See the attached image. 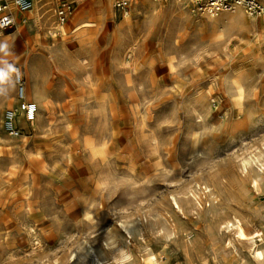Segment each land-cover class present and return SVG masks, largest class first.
Segmentation results:
<instances>
[{"label": "rangeland", "instance_id": "374dc122", "mask_svg": "<svg viewBox=\"0 0 264 264\" xmlns=\"http://www.w3.org/2000/svg\"><path fill=\"white\" fill-rule=\"evenodd\" d=\"M47 1L26 14L30 26L0 32V264H150V253L161 264H258L250 243L219 224L245 219L264 247V185L239 167L264 151V40L235 11L212 15L194 0L131 1L127 14L115 0H79L64 27L90 26L63 36L45 26L57 24ZM36 16L43 29L31 30ZM221 29L232 38L218 41ZM16 67L42 103L22 133L15 117L12 135L2 89L19 95ZM189 183L202 207L175 212L172 196Z\"/></svg>", "mask_w": 264, "mask_h": 264}, {"label": "bare ground", "instance_id": "6f19581e", "mask_svg": "<svg viewBox=\"0 0 264 264\" xmlns=\"http://www.w3.org/2000/svg\"><path fill=\"white\" fill-rule=\"evenodd\" d=\"M39 1V0H38ZM133 1V0H132ZM134 1H137V6L136 7H138L140 4H141V2L139 1V0H134ZM146 2H151V0H145ZM154 2H159L158 0H153ZM195 1V0H194ZM144 1H142V3H143ZM170 2V1H169ZM171 2L172 3H174V4H179V5H184L185 4V0H171ZM37 3V2H36ZM147 4V3H146ZM36 5V4H35ZM39 5H40V3H39ZM151 5V4H150ZM157 5V4H156ZM152 6H154L153 5V3H152V5H151V7ZM35 7V6H34ZM38 7V6H37ZM149 7V6H148ZM157 7V6H156ZM150 9V8H149ZM148 9V10H149ZM156 9V8H155ZM154 9V10H155ZM243 9L244 8H242V7H240V6H237V7H235V8H233L232 10H230V11H235V13L233 14V15H231V17H234V19H236L238 22H239V24H240V26H241V28L242 29H245V31L246 30H248V31H252L255 35H256V37H257V39L259 40V41H261V40H264V29H263V27H262V25H261V23L259 22V21H257V20H255V19H257V18H255L254 17V19H247L248 17L249 18H251V16H249L247 13H246V15H243ZM34 10H35V8H34ZM151 11H152V9H150ZM157 10H159V9H157ZM29 12V11H28ZM28 12H26V13H28ZM246 12V11H245ZM95 13H96V16L97 17H99V19H100V17H102L103 16V13H105L104 12V6H103V4H102V6L100 7V6H98V9H95ZM231 13V12H230ZM156 14H158L157 12H156ZM155 14V15H156ZM38 15V14H37ZM43 15V14H42ZM139 15V14H138ZM212 15H215V14H212ZM49 16V15H48ZM245 16H248L247 18L245 17ZM42 17V16H41ZM51 17V16H50ZM50 17H49V19H50ZM211 17V16H210ZM213 17V16H212ZM47 18V17H46ZM103 18V17H102ZM127 18H129V17H127ZM229 18V17H228ZM48 18H47V21L49 20ZM75 19V18H74ZM231 19V18H230ZM77 20H78V22H77ZM124 20H127V19H125L124 18ZM129 20V19H128ZM212 20H213V18H212ZM229 20V19H228ZM251 20H253V21H251ZM214 21V20H213ZM26 22H27V24H26V26L27 25H29L30 26V23H31V20H30V18H29V16H27L26 17ZM77 22V23H76ZM76 24L74 25V26H72V32L71 33H76L78 30H80V29H83V28H86V27H88V26H90V24L88 23V21H80L79 19H76ZM33 23H34V25L32 26L34 29H31V30H37V28L38 29H43L42 27L40 28V24H42V21H41V19L39 18V16H36V18L34 17L33 18ZM123 23V25H126V24H124V22H122ZM121 23V24H122ZM28 26V27H29ZM45 26L46 27H48V28H50V29H53L56 33H57V31L58 30H60L61 31V33L63 34V36L64 35H67L68 34V30H67V28H65V27H63V26H61V25H59V24H56V22L54 23V24H51V23H46L45 24ZM127 26V25H126ZM46 27L44 28V29H46ZM119 27H120V25H119ZM122 27V26H121ZM123 28V27H122ZM127 28H128V26H127ZM29 29V28H28ZM36 32H38V31H36ZM41 32V31H40ZM43 33V32H42ZM45 33V32H44ZM52 33V32H51ZM37 36H39V35H37ZM0 37H1V34H0ZM77 38V34H75V39ZM232 38V35H230L229 34V32H227L225 29H221L220 30V32L218 33V36H217V40L218 41H220V40H229V39H231ZM1 39V38H0ZM6 40H8V39H4V40H1V41H6ZM64 40V39H63ZM62 43H64V42H62ZM55 45H56V43H55ZM54 45V46H55ZM229 45V44H228ZM64 46H65V44H64ZM171 46V45H170ZM58 47V46H57ZM63 47V46H62ZM45 49V48H44ZM65 51V49L64 48H61V46H59V48H56V49H54V50H52V51H50L49 52V55H48V53L46 54V55H48L46 58H45V60L46 61H49V60H55V58L58 56V54H59V52L58 51ZM134 50V49H133ZM46 53V52H45ZM66 53V52H65ZM129 54V53H128ZM45 55V56H46ZM127 58H128V55H127ZM126 58V59H127ZM35 65V64H34ZM39 65V64H38ZM37 65V66H38ZM27 66H29L28 64H27ZM36 66V67H37ZM33 67V66H32ZM41 67V66H40ZM29 68V67H28ZM16 69L19 71V73H20V75H21V67H16ZM29 72V71H28ZM35 73V72H34ZM16 75V78H17V74H15ZM35 75H36V73H35ZM17 80V79H16ZM12 81V80H11ZM38 82V81H37ZM42 83V82H41ZM31 84V83H30ZM10 85H12V84H10ZM33 86V85H32ZM37 89H39V86H38V84H36V85H34L33 86V88L32 87H28V89H27V92L24 94V96H23V98H20L19 97V95H17V97H15L12 93V91H13V87H10L9 86V84H4L3 85V89H2V94H3V97L5 98V99H7L8 100V103L7 104H5V106H7V105H9L10 107H11V109L16 113V116H18L17 117V119H16V123H17V126L18 127H20V130H21V133H22V131L25 129L23 126H21L20 125V122L21 121H23L24 123H25V125H26V127L29 125V122H30V118H29V114H28V112L26 111V110H24L23 109V104H26V103H29V102H33V103H35L36 105L37 104H40L39 103V100H40V102L42 103V97L40 96V94H39V92H38V90ZM48 96V95H47ZM48 97H50V96H48ZM35 99H38V103H36L35 101H32V100H35ZM37 101V100H36ZM52 102V101H51ZM50 103V102H49ZM53 103V102H52ZM51 104V103H50ZM14 106H16V107H14ZM9 107V108H10ZM200 109V108H199ZM42 110V109H41ZM38 112V105H37V110H36V112H34L33 113V119H32V123H34L35 122V120H36V113ZM40 112V111H39ZM241 112V111H240ZM243 113V112H242ZM247 114H248V112H246ZM246 113H245V115H246ZM22 116V117H21ZM39 116V115H38ZM201 116V115H200ZM203 116V115H202ZM248 116H249V114H248ZM246 117V116H245ZM249 118V117H248ZM38 119V118H37ZM247 118H244L243 117V115H242V117H240L239 119H238V122L239 123H246V125H247ZM31 123V124H32ZM37 123V122H36ZM249 124V123H248ZM242 126H243V124H242ZM244 127V126H243ZM242 127V128H243ZM20 132V131H19ZM264 145V144H263ZM261 149V148H260ZM259 149V150H260ZM258 150V152L257 153H255L254 152V154L253 155H251V156H248V157H244V158H242L241 159V161L239 162V167L241 168V170H242V172H243V176L245 175H247L248 176V178H250V182L251 183H253V185L255 186V187H261L262 185H264V151H262V149L259 151ZM244 176V177H245ZM212 177L213 178H217L218 180L220 179V181H221V179L222 178H220V175L218 174V173H213L212 174ZM243 178V177H242ZM247 177L245 178V179H248ZM244 179V178H243ZM240 180H242V179H240ZM220 181H219V183H220ZM223 181H225V180H223ZM224 184V182H222L221 181V184ZM241 183H243V182H241ZM220 184V185H221ZM236 184H238V183H236ZM191 183H189V184H186L183 188H182V186L180 187V188H182L181 190H180V188H179V190L180 191H182V193H181V195L179 196L177 193H178V191L177 192H175L178 196H175V193H174V195L172 196V208H173V210L175 211V212H179V213H183L184 212V208L185 207H188V206H190V208H195L196 206L197 207H202V204H201V202H200V200H198V197H197V195L195 194V192H193L194 190L192 189V187H191ZM195 185L197 186V187H200L201 185H200V183L198 182V180H195ZM219 185V186H220ZM252 185V186H253ZM219 186H217V187H219ZM233 186V185H232ZM238 186V185H237ZM179 187V186H178ZM196 187V188H197ZM205 188L206 189H208V192H210V194H208V195H210V196H213V198L215 199L216 197H215V194H214V192L212 191V188H210V187H208V186H205ZM242 188V187H241ZM205 189V190H206ZM224 190V189H223ZM222 190V191H223ZM242 190V189H241ZM253 190V189H252ZM237 191H238V189H237ZM189 192H192L193 193V196L195 197V199H196V202L193 200V199H191L190 197H189ZM197 192H199V190L197 191ZM236 192V191H235ZM256 192H257V190H256ZM172 193V194H173ZM216 193V192H215ZM238 193V192H237ZM179 194H180V192H179ZM191 194V193H190ZM230 194V193H229ZM231 195V194H230ZM217 196V195H216ZM245 196V195H244ZM228 197V196H227ZM229 198V197H228ZM246 198V197H245ZM209 199V198H208ZM230 199V198H229ZM217 200V199H216ZM224 200V199H223ZM211 201H213V200H211ZM219 201H221V200H219ZM215 203V202H214ZM198 204V205H197ZM250 205V204H249ZM252 205V204H251ZM247 208V207H246ZM248 208H250V206H248ZM171 209V208H170ZM251 209V208H250ZM254 209V208H253ZM255 210V209H254ZM257 210H259V208L257 209ZM156 210H154V212H155ZM173 211V212H174ZM189 211V210H188ZM187 211V212H188ZM192 210H190V212H191ZM249 211H253V210H249ZM153 212V213H154ZM181 213V214H182ZM259 213H260V211H259ZM177 214V213H176ZM184 214V213H183ZM235 214H238V213H235ZM240 214V213H239ZM146 216V221H147V223H148V218H150L149 219V221H151L152 222V218H151V214H146L145 215ZM179 216V215H178ZM220 217V216H219ZM155 218H156V216H155ZM213 218V217H212ZM211 218V219H212ZM218 218V217H217ZM221 218V217H220ZM139 220V219H138ZM206 220H208L207 218H206ZM247 220V219H246ZM209 221V220H208ZM219 221V220H218ZM246 222L245 221V219L244 220H242L239 216H237V215H233L231 218H229V219H225V221L223 222V224L224 225H222V224H219V227H221V228H228V230H231L232 231V233H233V235H234V237L235 238H237L240 242H244V243H247L248 244V242L250 243V245H251V247H252V251H251V253H252V259L255 261V262H257L258 264H264V247L262 248V246H261V244H259L258 243V241L259 242H261V241H263V238H261L260 236V239H256V238H258V237H253V236H251L250 234H249V232L247 231V227H246V225H245V223L244 222ZM167 222V221H166ZM209 223H211V221L209 222ZM214 223V222H213ZM221 223V222H220ZM123 225V224H122ZM171 226V225H170ZM212 226V225H211ZM215 226H216V224H215ZM143 227V226H142ZM139 228L138 227V230H139V232L140 231H142L143 230V228ZM172 228V227H171ZM178 228V227H177ZM214 228V227H213ZM125 229H126V232L128 233V234H130V236H131V230H134L135 228L133 227V225H129V227H126L125 226ZM145 229V228H144ZM181 229H182V227H181ZM180 230V229H179ZM224 230V229H223ZM219 231V230H218ZM185 232H187V231H185ZM173 233V232H172ZM177 233V232H176ZM183 235V234H182ZM227 238V237H226ZM188 239V238H187ZM227 240V239H226ZM232 243V242H231ZM263 243V242H262ZM229 245V244H228ZM231 245V244H230ZM249 245V246H250ZM264 245V244H263ZM227 246V245H226ZM225 246V247H226ZM117 248V247H116ZM115 248V249H116ZM232 248V247H231ZM112 250V249H111ZM117 250V253H118V255H119V261H124V262H126V261H129V258H130V254H129V250L127 251L125 248H117L116 249ZM115 250V251H116ZM250 250V249H249ZM114 251V250H113ZM250 252V251H249ZM95 253V252H94ZM131 253V252H130ZM94 257H95V255H94ZM118 258V257H117ZM250 258V257H249ZM116 259V258H115ZM251 259V258H250ZM249 259V260H250ZM93 260H94V258H93ZM92 260V261H93ZM102 260V259H101ZM131 260H132V258H131ZM149 261H150V264H159L160 263V261L158 262V260H157V256L155 255V253H150L149 254ZM251 261V260H250ZM96 262H97V264H104L103 262H101L100 261V259L99 258H96ZM95 262V263H96ZM105 263H107L108 264V262H106L105 261ZM110 264H111V262H110ZM121 264V263H120ZM128 264V263H127ZM161 264V263H160ZM209 264V263H208ZM220 264V263H219Z\"/></svg>", "mask_w": 264, "mask_h": 264}, {"label": "built area", "instance_id": "2783aa9c", "mask_svg": "<svg viewBox=\"0 0 264 264\" xmlns=\"http://www.w3.org/2000/svg\"><path fill=\"white\" fill-rule=\"evenodd\" d=\"M132 0H115L114 9L118 13L127 14L129 5ZM162 1V0H158ZM79 0H56L54 14L57 24L65 26L73 15L75 7ZM199 10L209 14L230 11L233 8L240 6L244 8L246 13L255 18H262L264 21V0H195ZM34 0H0V32L6 31L17 24V16L15 10L21 13L28 12L33 9ZM17 82L20 84L19 95L23 98L25 92L23 87V79L19 71H16ZM23 109L29 114L30 120L33 119V113L37 110V105L33 102L23 104ZM5 124L7 130L12 135H17L19 132L15 126L16 113L12 110L6 111Z\"/></svg>", "mask_w": 264, "mask_h": 264}, {"label": "crops", "instance_id": "0c3cea01", "mask_svg": "<svg viewBox=\"0 0 264 264\" xmlns=\"http://www.w3.org/2000/svg\"><path fill=\"white\" fill-rule=\"evenodd\" d=\"M34 1H36V0H34ZM42 1H45V0H39L38 3H41ZM133 1H134V0H133ZM46 4H49V5L53 6L52 9H55V6H56V0H54V1H47V2H45V5H46ZM98 6L101 7L102 4H98L96 9H98ZM52 9H50L48 12H51ZM48 12H47V13H48ZM53 12H54V10H53ZM15 13H16V16H17V23L20 22V23L27 24V22L24 21V20H25V16H26V14H27L26 12H25V13H21V12H18V11L15 10ZM129 15H130V14H129ZM54 17H55V14H54ZM55 18H56V17H55ZM59 32H61V31L58 30L57 33H59Z\"/></svg>", "mask_w": 264, "mask_h": 264}, {"label": "snow or ice", "instance_id": "6c2138e0", "mask_svg": "<svg viewBox=\"0 0 264 264\" xmlns=\"http://www.w3.org/2000/svg\"><path fill=\"white\" fill-rule=\"evenodd\" d=\"M103 230H101V232H102ZM101 238H102V236H101Z\"/></svg>", "mask_w": 264, "mask_h": 264}]
</instances>
